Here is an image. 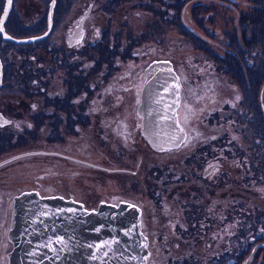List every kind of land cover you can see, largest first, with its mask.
I'll return each instance as SVG.
<instances>
[{"label":"flooded vegetation","instance_id":"flooded-vegetation-1","mask_svg":"<svg viewBox=\"0 0 264 264\" xmlns=\"http://www.w3.org/2000/svg\"><path fill=\"white\" fill-rule=\"evenodd\" d=\"M42 1L45 4V7L44 5L43 7L46 9V15L43 8L41 9L44 11L42 18L38 21L25 25L26 23L23 20V25H20V18L15 13L20 11H25V14L28 13L29 8L26 3L31 7L34 6V3H30L29 0L26 2L25 0H11L10 3L9 0H0V154L8 146L15 148L22 143V140H25L32 127H35L36 131L40 126L41 129L46 131V134L50 133L52 135L54 141L61 139L56 135L59 128H51L50 123H65L64 129L67 139L68 136H73L74 127L83 134V128L80 126L83 123L82 121L84 120L85 123H88L92 117L94 118L96 113L99 115L101 122L102 113L99 109L103 107L106 108L107 112V115L102 116L104 121H106V118L116 117V114L124 107L128 108V111L125 108L122 110L124 113L135 108L136 116L140 120L139 132L145 140L141 133L143 116L141 110H139L146 79L145 67L142 69L139 79L132 85L133 87L131 85L126 86V82L130 78L129 70L128 72L125 70L121 71L120 68L123 65L120 56L124 54L123 52L127 48L126 44H133L132 49L127 50L128 53H132L130 56L133 59L136 60L140 55V57L144 56L146 58L152 56L149 61L153 59H169L172 61L178 76L177 81L179 79L180 82V103L177 113L178 120L184 127L186 135L180 147L166 152L174 153L176 151V154H179V152L183 151L184 155H182L181 161L184 165L183 174L184 182H186L184 187L187 194L185 199L189 209L186 212L188 216L185 217L197 218V225H200V230L211 233L214 240L213 242L201 241L199 245L200 257L199 259L191 257L192 261H197L199 264H210L211 262L213 264H264V152L263 149L256 145L259 144L257 134L260 131L264 133V97L261 96L264 92V86L262 89L260 87L258 91L256 90L257 86L260 85V81H263L262 75L264 71L256 68L248 69L250 80L246 78L247 82L245 81L244 85L246 86L247 84L250 88L247 95L252 96L244 99L246 107L244 112H242L241 100L243 96L241 93L243 86L237 81H240V76L235 69H225L223 66L219 68L215 65H220V63L210 62L211 58L209 56L207 68L189 69L186 66L189 56L183 57L180 59L181 61L176 62L173 59L171 49L175 48L174 45H163L162 42L145 39L148 36L152 39V32H146L144 29L143 32L139 31L140 33L137 36V32L128 31V34H126V29H123V32L119 30L118 33L112 32L110 34L111 25L109 20L111 15H108L105 19L103 30L105 38L102 41L104 47L108 50L112 46L111 43L117 45V52L113 53L112 58L115 59V68L113 67V69L109 70L107 69L108 65H106L105 68H99L96 74L94 66L98 64L100 56L94 57L93 38L98 34L99 28L97 26L94 28L90 27L91 25L87 21L96 6V0L84 1V4L87 5L86 8L76 18L75 23L71 25L65 43L61 44H55V39H51V35L54 36L55 14L56 10H59L57 9L59 0ZM173 1L127 0L121 10L128 13L129 17L133 14L141 17L142 7L146 12L148 7H150L154 11L165 12L164 18H167L171 17L176 11ZM205 1L176 0L174 3H177L181 10L184 9L188 12L187 8L190 6V2L195 4ZM209 1L217 3L218 6L229 11H234L239 24L243 23V18L248 17L247 20L250 21L252 19L251 14L244 12L243 16L244 8L253 11L259 10L260 15H254V21L256 22V18L259 16L260 22L264 26V20L261 19V16L264 17V15H261L264 12V0ZM240 1H244L245 4H239ZM132 2L134 6L130 10L131 7H128ZM257 2L260 3L257 4ZM63 6L66 5L63 4ZM127 8L128 10H126ZM193 9L194 7L192 6V10H190L193 11ZM50 14L51 20H49ZM187 19L194 21L196 18L193 14V18L185 17L184 22ZM81 21L83 28L82 40L71 45L70 36L77 30ZM248 25L249 23L247 22L246 28ZM19 26L25 28L33 26L31 30L34 31V34L32 36L44 35L32 42H19L8 38L31 37L29 31L21 32ZM185 27L187 33L184 36L188 40L191 30L193 33L195 30L191 24H186ZM259 27L260 33L263 27L261 24ZM89 29L91 30L89 31ZM245 40L246 42L244 43H246L247 50L250 51L249 56L246 55L245 57L246 62L250 63L254 56H258L261 64L264 59V49L263 47L256 49L259 40L257 41V37L254 35L252 39ZM261 40L264 45V36ZM47 41L54 45H46ZM31 45L45 50L42 52L45 55H40L39 52L34 50L31 51L29 48ZM33 46L31 49H33ZM67 46L69 51L62 52V47L65 48L63 50H66ZM113 48L115 47L113 46ZM225 48L230 50L229 46ZM10 49H15L12 55L16 53V57L13 56V58L17 66H21L20 71L23 74L18 71L13 77L9 75L12 73L9 62ZM30 56L35 59L36 63L31 64ZM108 57L110 58V55ZM128 61L130 62L131 59ZM181 62H183L182 66H180ZM107 63L108 61L106 60ZM75 65L78 67L74 71L73 67ZM60 67L66 68V71L69 72L68 75H64L66 78L71 75L75 80L68 81L62 77L61 82H54L52 78L53 69ZM252 70L257 71L254 76H251ZM227 71L235 72L236 78L232 76L231 81L225 80L223 73ZM100 81L102 82L99 83ZM96 88H99L97 91H100V89L108 91L112 88L118 91L117 96L110 94L115 97L112 99L111 96L106 98L103 94L102 98H95L94 89ZM153 89L158 92L157 85H154ZM114 90H109V92H115ZM13 92H19L21 98L15 99L12 96ZM258 93L260 96H258ZM239 114L245 116L247 129H250V126L255 129L249 135H244L243 129L236 126ZM117 117L123 120L125 115L119 113ZM212 129H215V131ZM75 137L78 138V136ZM188 137H190V142L192 139L194 142L191 147L184 148L183 146ZM242 137L249 140L254 139V141L244 143ZM262 142L264 140L261 139V144ZM35 151L39 153L35 155L54 156L55 159L38 160V158H35L30 161L27 159L33 156L30 150H18L15 154L0 159V170L7 167V170L0 174V213L3 216L9 218L11 202L15 193L29 189H36L42 194H58L70 197L84 202L87 207H96L101 201L111 202L123 199L115 198V192L117 195H125L119 193L120 191H115L109 195L106 193L102 194L96 204L89 205L88 201L77 193L76 190L80 188L71 183L70 178L76 177L77 173L73 169V165L93 166L92 163L68 152L50 149H37ZM194 157L199 158L203 165L202 168L194 162ZM173 162L174 160H171L168 166V172L172 174ZM160 168L167 171L166 166L163 168L160 165ZM21 181L25 182V184L29 183L31 186L23 188V185L20 184ZM14 182L18 184H13ZM4 194L6 200L1 206ZM133 200L138 201L142 206L143 229L150 236L151 256L149 263L151 264L153 258H156V264H162L164 261H166L165 264H170L171 260L177 261L179 253L175 254L171 246L165 247L163 252L159 251L160 256L156 257L154 255L155 251L152 249L154 238L150 234L153 229L149 228L151 219L148 220L146 202L144 199L142 202L137 198ZM169 209H171L170 203ZM8 218L6 222L3 221L0 224L1 233H4L5 236V244L3 245H6L3 254L4 263L7 247L11 243L6 233ZM5 223L6 228L2 230V226ZM237 229L238 232L241 230V232L245 233V236L240 233L241 237L244 238L243 243L240 242L235 245L228 238L230 235H237ZM216 235H218V238ZM202 236L204 239L206 234ZM160 252L163 254L161 255ZM188 254H184V256ZM158 258L161 260L158 261ZM179 261H182L181 258Z\"/></svg>","mask_w":264,"mask_h":264},{"label":"rangeland","instance_id":"rangeland-1","mask_svg":"<svg viewBox=\"0 0 264 264\" xmlns=\"http://www.w3.org/2000/svg\"><path fill=\"white\" fill-rule=\"evenodd\" d=\"M27 0H25L26 2ZM30 3H34V6L31 7L28 3V13L25 14V11L18 12L15 14H18L19 24L23 25L25 22V25H29L34 21H38L40 18H42V14L44 11L43 9L45 7V4L42 0H29ZM58 1V0H57ZM85 0H59V4L56 10V16H55V25H54V31L53 35H51V39H55V44H61L65 43L67 40V33L70 30V27L72 24L75 23L76 18H78L84 9L86 8V4H84ZM130 1V0H128ZM132 1V0H131ZM143 1V0H142ZM176 1V0H174ZM173 1L174 9L176 10L174 14L171 17L164 18L165 12L157 10L154 11L150 7H148L147 12L142 7L141 9V17H137L135 14H133L131 17L128 16V13L123 12L121 10V7L126 4L127 0H96V6L93 8V12L89 15V18L87 19L88 23L91 25L90 27H98L99 32L94 36L93 40V53L94 57H99L100 54L103 55L100 59L97 65L94 66V69L96 70V74L98 73V69L100 68V65L103 61H108L107 64H104V66H107V69L111 70L114 66L113 61L115 59H110L108 57V54L105 53L106 49L104 47L103 39L105 38L103 34L104 30V23L105 19L108 15H111V18L109 20V24L111 25V32L118 33L119 30L123 32V29L127 31L126 34H128V31H134L137 32V36L139 35V31H142L145 29L146 32H152V39L146 37L147 40L152 41H158L162 42L163 45H174L175 48L171 49L173 54V59L176 61H179L183 57H188L187 59V65L189 69H197V68H207V61L208 56L211 58L210 62H216L220 63V65H215L219 68L225 67V69H235L236 73H239L240 81H238L239 84H242L243 90L241 95L242 97V112H244V109L246 107L244 103V99H247L248 97L251 98L252 95H247L249 93L250 88L244 85V82H247V79L250 78V74L248 72V69L256 68L257 70L264 71V59L262 63L260 64V59L258 56H254V59L251 60L250 63L246 62L245 57L246 55L249 56V50H247L246 46V40L245 39H252L253 35L257 37V41L259 38L263 39L264 36V26L260 22V17L257 16L256 22L254 21V15H260L259 10L253 11V10H247L244 8L243 10V16L245 13L251 14L252 19L247 20V18H243V23L239 24V21L236 20V14L234 11H229L223 7H220L217 5V3H214L209 0H206L205 2L201 3H195L192 4V2L189 3L190 6H188V12L186 10H181V7ZM202 1V0H197ZM57 3V2H56ZM260 2H257L259 4ZM65 4L66 6H63ZM239 4H245L244 1H240ZM44 5V7H43ZM133 2L129 4L130 10H132ZM192 6L194 7L193 11ZM128 8L126 10H128ZM160 8V6H159ZM158 8V9H159ZM191 10H190V9ZM45 9V8H44ZM245 12V13H244ZM264 15V12H262ZM193 14L195 16V20L187 19L184 22L185 17L193 18ZM45 15H46V9H45ZM14 17V16H13ZM15 19V18H14ZM246 21H245V20ZM261 19L264 20V17L261 16ZM24 20V22H23ZM247 22L249 23L248 27L246 28ZM29 23V24H28ZM186 24H191L194 28L195 32L193 33L192 30L190 32V36L188 40L185 38V34L187 33ZM262 25V30L260 31L259 25ZM31 28H25L23 26H19V30L21 32L29 31L30 36L34 34V31L31 30ZM142 29V30H141ZM91 29H89L90 31ZM199 33V34H198ZM106 35V34H105ZM127 37V35H126ZM259 40L256 45V49L262 48L264 49V45L262 44L263 41ZM144 40V39H143ZM127 41V40H126ZM51 42V40H50ZM46 45H49V41L45 43ZM54 45V44H50ZM33 45H31L30 50L39 52L40 55H45V50L39 49L38 47L32 48ZM43 46V45H40ZM133 44H126V50L123 52L120 56L122 58L123 65L120 66L121 71L125 70L128 72L129 70V79L126 82V86H132L136 83V80L139 79L141 76L142 69L149 63L148 61L152 58L150 56L149 58H146L144 56L140 57L138 56L137 59H133L132 56H130L132 53H128L127 50H131ZM226 46L230 47V50H227L225 48ZM43 48V47H42ZM64 47H62V52L69 51V47H66V50ZM52 50V49H50ZM15 49H10L9 52V62L10 67L12 69V73L9 74L11 77L15 76V73H18V71L23 74V72L20 71L21 66H17V63L15 59L16 53L14 54ZM30 51V52H31ZM123 51V50H122ZM42 53V54H41ZM264 53V50H263ZM186 54V55H185ZM254 54V53H253ZM6 57L7 54H5ZM168 56V55H167ZM253 57V56H252ZM30 56V62L31 64L36 63L35 59ZM42 58V56H41ZM131 59L129 62L128 60ZM38 61V58H37ZM181 61V60H180ZM79 63V62H78ZM183 62L180 63V66H182ZM261 65V66H260ZM24 67V66H22ZM78 66H74L73 69L75 71V68ZM112 67V68H111ZM115 68V67H114ZM210 68V67H208ZM28 69V67H26ZM52 78L54 82H61V78L68 81H74V77L69 75L68 78H66L64 75H68L69 72L66 71V68L60 67L58 69H53ZM257 71L252 70L251 76H254ZM235 72H224L225 80H232V76L236 78ZM245 74V75H244ZM247 78V79H246ZM263 81H260V85L257 86L256 90L261 87V89L264 86V74L262 75ZM250 80V79H249ZM138 82V81H137ZM133 87V86H132ZM260 89V90H261ZM99 88L94 89V96L95 98H102L103 94L104 96L111 98L113 94L114 96H117V92L114 89L115 92H109L106 90L97 91ZM259 90V92H260ZM97 92L98 95H97ZM128 93V92H126ZM13 97L15 99H20V93L19 92H13ZM264 95V92H263ZM261 95L262 97H264ZM258 96L260 94L258 93ZM260 98V97H259ZM14 99V100H15ZM136 104V103H135ZM125 108V107H124ZM123 108V109H124ZM104 109V110H103ZM121 109L119 113L124 114L125 118L123 120L120 119V117H117L119 113L116 114V117H110L106 118V121L102 118L103 115H107L106 108L103 107L99 109V111L102 113L101 116V122L100 117L98 114L95 113L94 118L88 123H85L83 120L80 126L83 128V134L76 130L74 127V134L70 137L68 136V139L65 136V123L59 122L56 124L50 123L49 125L56 129L59 128V131H57V137L61 139H57L56 141L53 140V137L50 133L46 134V131L41 129L40 126L35 131V127L31 128L27 136L25 137V140H22V143H20L18 146L13 148V146H8V150L6 149L3 153L0 154V159L7 158L13 154L16 153L18 150H30V153H33V156H30L29 159L32 161L35 158H38V160L47 159V158H54V156H48V155H35L39 154L37 149H50V150H58L61 152H68L69 154H74L80 159H84L87 161H90L93 166H83V165H73V169L77 171L76 177L70 178L71 183L75 184L80 189H77V193L79 195L83 196V198L88 201L89 205L96 204L97 200L101 198L102 194H111L115 191H120L119 193H123L125 195H117L115 192V198H128V199H139L140 202L144 199L146 202L147 210H148V220L150 218V208L152 212V219L149 222V228H152L153 230L150 232L152 238L159 244H157L153 240L152 249L155 251L156 257L160 256L159 251L165 250V247L171 245V248L175 254H178L179 252H183L182 254H188L187 251L189 249H194L195 246H191V240L193 239V236L196 235V230L199 225H197L196 219L194 224L190 222H186L184 224L183 232L180 236H178L177 233L171 232V230L168 227V223L162 222L161 219L164 216V213L161 212L160 207L162 206V202H167V200H171L169 203L171 205V213H178L180 212L181 205H185L186 200V191L184 185H186V182L180 181V177L176 176L175 174L168 173L169 171V162L171 160H174L173 164L178 163L181 165V162H178L181 160V157L183 154V151L179 154H176L177 152L174 151V153L166 152L165 153H157L161 152L159 150L153 149L146 140L143 139V137L140 135V120L137 118L135 113V108H132V111H129L127 113H124ZM125 110L128 111V108H125ZM244 114V113H242ZM242 114H239L237 117V123L236 126L243 129L244 135H249L253 131V127L250 126V129L246 128L247 120L245 119V116H242ZM117 119V120H116ZM108 120V121H107ZM211 127V126H209ZM218 129V127H216ZM213 130V129H212ZM245 130V131H244ZM255 130V129H254ZM48 131V130H47ZM215 131V129L213 130ZM239 131V130H238ZM247 132V134H246ZM46 134V135H45ZM257 139H259V144H256L258 147L263 149L264 152V142L261 144V139L264 140V133L259 132L257 134ZM75 136H78L76 138ZM70 139V140H69ZM243 142H253L254 139L249 140L248 138L242 137ZM193 139L190 142V137H188L186 143L184 144V148L191 147L193 143ZM59 143V144H56ZM250 144V143H249ZM247 145V144H246ZM255 145V144H254ZM181 144L178 146L180 147ZM249 146V145H248ZM168 151V150H167ZM264 156V153H263ZM173 157V158H172ZM59 158V157H58ZM55 159V158H54ZM194 162L197 163V166L203 167L198 157H194ZM160 165L164 168L167 167V171H164L160 168ZM7 166V165H6ZM182 172L184 171V165H181ZM5 170H7V167L0 170V174L3 173ZM8 175V174H7ZM174 175V176H173ZM172 177L174 181L179 182H172ZM174 177H177L176 179ZM162 178V179H161ZM20 179V178H19ZM30 181V180H27ZM54 181V179H52ZM31 183V182H30ZM13 184H18L17 182H14ZM24 187H30L31 184L22 182L21 183ZM21 185V186H22ZM170 190L173 189L174 191L178 192V194L175 193H169L168 195H162L160 193H156L158 195V201L156 202V199H153V194L151 191H149V188L157 187L160 189V191L163 193L164 190ZM235 188V186H233ZM18 192V191H17ZM82 192V193H81ZM16 194V193H15ZM127 196V197H126ZM162 197V198H160ZM204 197V196H203ZM6 196L5 194L2 196L1 206L5 203ZM93 200V201H91ZM162 200V201H161ZM93 202V203H91ZM150 204V206H149ZM144 206V205H143ZM144 206V207H146ZM184 211H188V206L185 205ZM177 215V214H176ZM181 215V214H180ZM7 216H3L0 213V224H2L3 221H7ZM166 218V216H165ZM186 218L181 215L178 219V222L182 223V220ZM147 220V221H148ZM158 222L160 225H157ZM178 227V225H177ZM2 230H5L6 223L4 226H2ZM165 230V236L167 237V246H161V244H166L165 241H162L164 233H162ZM199 236L206 234V235H212L209 232H203V230H198ZM238 232V229H237ZM241 234L245 233L241 232V230L238 232L237 235H230L229 240L233 244H238L240 242L243 243V237H241ZM192 235L191 237H188ZM198 236V235H197ZM188 237V238H187ZM218 238V235H216ZM175 242V245L172 246V242ZM201 241L198 242V246L200 245ZM5 236L4 233H1L0 228V264H4V250L5 246ZM13 246V243L11 242L8 246V250H10ZM6 251V252H7ZM160 252L162 255L163 253ZM200 253V252H199ZM183 260L180 262V257H177V261L171 260L170 264H191L192 258L191 255H185L183 256ZM161 259L158 258V261ZM156 258H153L151 261V264H156ZM179 261V262H178ZM197 262V261H195ZM6 263V262H5ZM166 261H164L162 264H165ZM150 264V263H149ZM160 264V263H159Z\"/></svg>","mask_w":264,"mask_h":264},{"label":"water","instance_id":"water-1","mask_svg":"<svg viewBox=\"0 0 264 264\" xmlns=\"http://www.w3.org/2000/svg\"><path fill=\"white\" fill-rule=\"evenodd\" d=\"M43 35L8 38L32 42ZM82 36L81 21L70 44L80 42ZM145 77L139 106L142 133L153 149L176 148L185 139V129L177 119L180 83L172 62L151 61ZM8 237L13 246L6 253V264H147L150 253L141 229V208L127 200L87 208L60 195L24 191L14 196Z\"/></svg>","mask_w":264,"mask_h":264},{"label":"trees","instance_id":"trees-1","mask_svg":"<svg viewBox=\"0 0 264 264\" xmlns=\"http://www.w3.org/2000/svg\"><path fill=\"white\" fill-rule=\"evenodd\" d=\"M111 47H109V50L108 49H106V51H105V53L106 54H108V55H110V59H112L113 58V53L114 52H117V45H114L113 43H111ZM113 46L115 47V48H113ZM117 55V54H116ZM103 55H101L100 54V58L102 57ZM114 58H115V55H114ZM113 63H114V61H113ZM104 64H106V61H103L102 63H101V65H100V69H102V68H105V66H104ZM114 67V66H113ZM112 68V67H111ZM113 69V68H112ZM102 81H100L99 83H101ZM103 89H100V91H102ZM236 140H238V139H236ZM178 162H181V165H183L182 164V161L180 160V161H178ZM181 165H179L178 163H175V164H173V166H172V168H173V174H175L176 176H179L180 178V181L182 180L183 182H184V174H183V172H182V169H181ZM168 173H171V172H168ZM174 176V175H173ZM175 179L177 178V177H174ZM162 179V178H161ZM172 182H179V181H174V179H173V177H172ZM170 186L171 185H169V190H164V192L162 193L161 191H160V189H158L157 187H152V188H149V191H151L153 194H151V195H153L152 197H153V199L155 198L156 199V202H160V201H158V195L156 194V193H160V194H162V195H168V192L169 193H175V194H178V192H176V191H174L173 189H171L170 190ZM184 200H186L185 198H184ZM162 201V200H161ZM171 201V200H170ZM169 200H167V202H162V206L160 207V209H161V212L162 213H164V216H163V218L161 219V221L162 222H166V223H168V227H169V229L171 230V232L173 233V232H175V233H177L178 234V236H180L181 234H182V232H183V229H184V224L186 223V222H190V224L191 223H193L194 221H195V219H193V218H191V217H189V218H186L185 216H188L187 215V211H184V210H186L185 209V205L186 206H188V203H187V201L185 202V205H181V208H180V212H178V213H170L171 211H170V209H169V203L168 202H170ZM171 203V202H170ZM172 205V204H171ZM149 206H150V204H149ZM146 212L148 213V210L146 209ZM150 218L149 219H151L152 221H153V219H152V212H151V208H150ZM177 214V215H176ZM183 215L185 218H186V220L185 219H183L182 220V223H180V222H178V219H179V217L181 216V215ZM165 216H166V218H165ZM150 220V221H151ZM162 222H158L157 223V225H160V223L162 224ZM196 222H198V219H196ZM177 223V224H176ZM177 225H178V227H177ZM200 229V225L198 226V228H197V230H196V235L195 236H193V239L190 241L191 242V246H195L194 247V249L192 250V249H189L188 251H187V253H189V255H191V257L192 258H194V259H199V257H200V246H196V245H198V242L199 241H204V242H208V241H211V242H213L214 240H213V235H206L205 237H204V239H203V236L201 235V236H199V234H197V233H199L198 232V230ZM162 233H164V236H163V239H162V241H165V243L166 244H161V246H167L168 245V242H167V234L165 233V230L162 232ZM165 234H166V236H165ZM198 235V236H197ZM192 235H190V236H188V237H191ZM187 237V238H188ZM156 242V241H155ZM157 243V242H156ZM158 244V243H157ZM159 245V244H158ZM173 245H175V242L173 241L172 242V246ZM155 246V245H154ZM169 246H171V245H169ZM183 252H179V257L181 258V260H183V254H182ZM193 263H191V264H199L198 262H195V261H192ZM210 264H213L212 262L210 263Z\"/></svg>","mask_w":264,"mask_h":264},{"label":"snow or ice","instance_id":"snow-or-ice-1","mask_svg":"<svg viewBox=\"0 0 264 264\" xmlns=\"http://www.w3.org/2000/svg\"><path fill=\"white\" fill-rule=\"evenodd\" d=\"M11 2V0H9V3Z\"/></svg>","mask_w":264,"mask_h":264}]
</instances>
